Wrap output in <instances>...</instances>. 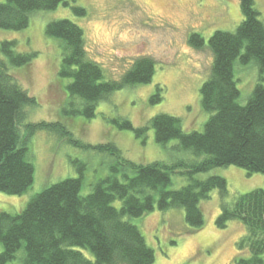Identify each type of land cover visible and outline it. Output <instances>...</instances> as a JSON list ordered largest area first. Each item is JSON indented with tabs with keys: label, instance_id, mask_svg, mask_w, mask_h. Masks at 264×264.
Returning <instances> with one entry per match:
<instances>
[{
	"label": "trees",
	"instance_id": "trees-1",
	"mask_svg": "<svg viewBox=\"0 0 264 264\" xmlns=\"http://www.w3.org/2000/svg\"><path fill=\"white\" fill-rule=\"evenodd\" d=\"M238 1L242 20L233 31L216 30L207 43L198 32L188 38L195 48L206 45L213 56L199 90L201 106L209 113L203 129L185 131L180 117L166 113L153 116L148 123L156 143L164 145L176 139V148L192 155L173 162L137 163L123 157L111 142L89 144L75 139L60 121L28 122L27 107L37 102L11 70L28 65L37 53L19 51L15 39L0 42V192L22 195L32 186L34 165L28 144L39 130L54 133L75 147L116 158L111 172L95 182L87 194L81 193V174L45 187L18 213L0 212V264L14 260L20 264H154V250L131 218L156 208H183L188 226L200 228L204 217L199 204L213 189L221 198L216 225L224 228L229 221L239 220L246 228L236 247L248 253L238 255L236 264H264V189L255 188L228 202L223 176L198 178V174L229 165L245 169L249 175L264 174V23L254 0ZM60 4L68 2L1 1L0 29H24L33 13L53 10ZM72 10L85 14L79 6H72ZM45 33L59 41L58 74L67 80L64 86L70 99L81 102V109L69 113L93 117L98 103L113 91L152 79L154 62L148 57L137 58L119 80L105 79L103 68L87 56L83 29L70 19L49 21ZM251 63L257 67L258 81L242 104L235 67ZM162 90L156 85L149 97L151 103L162 99ZM113 121L137 136L148 129V125L135 127L125 118ZM176 173L187 183L170 189Z\"/></svg>",
	"mask_w": 264,
	"mask_h": 264
},
{
	"label": "rangeland",
	"instance_id": "rangeland-1",
	"mask_svg": "<svg viewBox=\"0 0 264 264\" xmlns=\"http://www.w3.org/2000/svg\"><path fill=\"white\" fill-rule=\"evenodd\" d=\"M4 1V0H0ZM56 9L37 11L21 30L0 29V42L15 39L19 51H35L36 57L26 66L13 67L17 77L37 104L27 107V121H60L75 139L89 144L113 143L123 157L137 163L173 162L192 155L176 148L172 139L158 144L148 124L150 119L166 113L180 117L185 131H201L209 117L200 103V87L207 78L212 52L204 45L193 47L188 38L200 33L205 42L216 30L233 31L242 20L238 0H67ZM72 6L84 8L78 15ZM254 6L264 23V0H254ZM67 18L78 24L84 33V46L89 59L98 63L105 79L119 80L131 64L140 57L154 62L150 82L113 91L100 101L95 115L69 113L81 109L78 98L70 99L58 74L61 63L59 41L45 33L46 24ZM0 57L3 55L0 53ZM254 68H253V67ZM235 75L240 90L239 102L245 103L258 81L256 65H236ZM156 85L162 87V99L151 103L149 97ZM128 119L135 127L148 125L143 135L120 129L114 119ZM30 159L34 165V182L22 195L0 192V212H20L27 202L45 187L68 177L82 174V194L108 175L116 158L106 152L85 150L71 145L54 133L39 130L29 139ZM221 175L226 179L228 197L255 188L264 189V174L251 173L235 165L216 167L198 174V178ZM184 176L174 174L170 189L185 185ZM204 224L191 229L185 221L183 208L154 209L145 215L131 218L154 250V264H236L239 252L236 242L246 233L239 220H231L219 228L216 217L221 198L216 189L200 201ZM2 246L0 244V251ZM85 255L91 253L83 250ZM7 264H20L19 260Z\"/></svg>",
	"mask_w": 264,
	"mask_h": 264
}]
</instances>
